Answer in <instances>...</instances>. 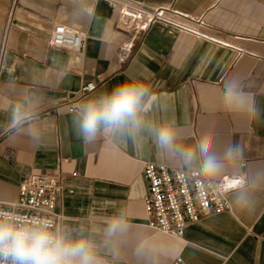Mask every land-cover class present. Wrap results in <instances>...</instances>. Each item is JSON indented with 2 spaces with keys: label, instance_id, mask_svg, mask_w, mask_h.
Segmentation results:
<instances>
[{
  "label": "crops",
  "instance_id": "1",
  "mask_svg": "<svg viewBox=\"0 0 264 264\" xmlns=\"http://www.w3.org/2000/svg\"><path fill=\"white\" fill-rule=\"evenodd\" d=\"M130 1L162 8L175 23L127 33L115 25L111 0H0V201L16 200L31 173L59 172L63 187L54 210L60 222L102 229L114 212L128 213L120 257L109 264H170L176 255L185 264H264V0ZM56 23L85 32L84 48L53 44ZM126 41L131 56L122 65L117 51ZM142 72L158 97L152 118L174 124L183 144L207 137L221 156L229 145L241 148L235 166L211 180L224 188L241 175L255 181L252 211L237 210L233 192H224L229 209L188 224L182 238L154 231L143 203L144 164L186 168L163 156L147 135L138 142L101 138L91 146L77 137L76 106ZM231 79L254 112L223 108L221 93ZM89 82L96 88L82 93ZM25 92L40 102L35 119L17 130L11 110Z\"/></svg>",
  "mask_w": 264,
  "mask_h": 264
},
{
  "label": "clouds",
  "instance_id": "2",
  "mask_svg": "<svg viewBox=\"0 0 264 264\" xmlns=\"http://www.w3.org/2000/svg\"><path fill=\"white\" fill-rule=\"evenodd\" d=\"M150 80L147 72L129 74L110 89L93 93L80 102L72 116L77 137L91 146L101 138L108 143L128 139L138 142L145 135L150 136L163 156L181 164L192 177L203 180H211L224 169L234 167L242 155L238 145H229L222 156L207 137L194 145H185L174 124L152 118L151 110L158 97ZM220 99L227 111H255L235 79L224 84ZM39 102L35 95L23 93L12 107L11 126L20 130L33 121ZM29 131L33 137L39 134L34 126ZM256 186L255 181L250 183L241 175L219 191L233 192L235 208L250 212ZM128 230V213L123 209L114 212L102 229L88 221L72 226L46 214L26 216L0 209V264H109V258L120 257ZM144 247L145 242L141 241L137 252Z\"/></svg>",
  "mask_w": 264,
  "mask_h": 264
},
{
  "label": "built area",
  "instance_id": "3",
  "mask_svg": "<svg viewBox=\"0 0 264 264\" xmlns=\"http://www.w3.org/2000/svg\"><path fill=\"white\" fill-rule=\"evenodd\" d=\"M117 5L116 27L130 33L145 29L153 22L175 23L162 8L150 9L130 0H111ZM86 33L63 23L53 27V44L73 50H81L86 44ZM131 56V43L118 47L117 60L125 64ZM96 84L82 86V93L92 91ZM148 182V191L143 198L148 225L154 231L182 238L184 229L192 222L229 209L222 187L212 180L194 178L186 169L170 168L162 162L148 161L142 169ZM74 175V174H73ZM63 179L59 172L29 174L19 185L18 197L12 202L0 201V209L15 210L32 216L46 214L61 221L54 210L62 192ZM170 264H185L181 255L174 256Z\"/></svg>",
  "mask_w": 264,
  "mask_h": 264
}]
</instances>
